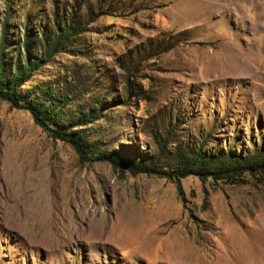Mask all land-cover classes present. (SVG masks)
<instances>
[{"label":"rangeland","instance_id":"374dc122","mask_svg":"<svg viewBox=\"0 0 264 264\" xmlns=\"http://www.w3.org/2000/svg\"><path fill=\"white\" fill-rule=\"evenodd\" d=\"M67 13L82 32L22 91L50 88L63 121L105 103L87 142L264 154V0H0L6 62ZM177 184L82 163L0 100V264H264V176Z\"/></svg>","mask_w":264,"mask_h":264},{"label":"trees","instance_id":"16d2710c","mask_svg":"<svg viewBox=\"0 0 264 264\" xmlns=\"http://www.w3.org/2000/svg\"><path fill=\"white\" fill-rule=\"evenodd\" d=\"M74 16L65 14L62 21L55 22V30L47 39L46 29H41L36 43L39 51L34 55L31 44V31L23 28L20 41H15L13 63H7L5 53L11 44L10 34L5 25L0 32V100L6 102L10 108L28 112L33 121L53 140L69 145L77 154L82 163L105 162L113 170L128 173L132 176L138 174L153 175L176 184L189 176L201 180L211 179L226 184L241 183L243 178L261 174L264 176V154L251 156L240 155L232 150L219 152L207 150L206 140L195 141L188 145L174 144L178 159L175 165H162L166 143L169 145L170 132L159 145V153L130 154L120 148L111 151H102L96 145L87 142L83 128L99 120L105 109V103L98 104L95 109L83 115H73L67 121L61 118V107L53 103L51 90H41L36 95L32 89L22 91L30 77L47 61L58 53L65 52L67 43L80 35L82 30L74 24ZM25 31V32H24ZM54 34V35H53ZM35 38V37H34ZM50 97V98H49ZM62 98V97H60ZM63 106L67 101L61 100ZM104 104V107H103ZM178 185V184H177Z\"/></svg>","mask_w":264,"mask_h":264}]
</instances>
